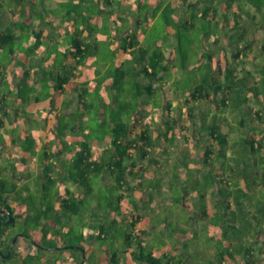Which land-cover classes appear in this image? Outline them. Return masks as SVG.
<instances>
[{"label":"trees","instance_id":"16d2710c","mask_svg":"<svg viewBox=\"0 0 264 264\" xmlns=\"http://www.w3.org/2000/svg\"><path fill=\"white\" fill-rule=\"evenodd\" d=\"M133 1L137 7L136 12H133L134 15L132 14L129 18L118 16L112 19L111 16L115 14V10L122 4L121 0H67L62 3L60 0H56L54 8L47 10L55 13L57 16L55 19L52 18L49 21L46 19L47 14L44 15L45 12L42 14L40 11H36L37 22L35 25L33 23L35 26L33 27L34 35L30 39L25 32L32 25L28 18L32 14L25 15L21 21L18 20L19 26L15 23L18 29L21 28L18 36L10 28L0 31V50L7 49V53L0 57L1 86L7 83L5 74L21 73L20 78L9 85V92L16 88V98H12L11 101L27 105L32 99L36 102L50 99L54 107L66 93L67 87L71 91H78L79 84L84 85L78 94L79 105L77 108L81 112L76 114L67 112L68 116L65 115L66 118L71 115L75 117L74 123L64 119L60 120L59 115L56 116V119L59 120L58 125H60L58 128L62 130L55 137L59 142L54 144L55 146L51 145L53 143L46 142L40 155L41 172L36 177V186L39 185L43 190V199L41 202H37L38 199L34 200V196L31 194L32 199L29 200L25 192L26 189H29L27 183L17 192L19 196L17 213L24 219L23 225L26 232L29 233L31 228L39 240V237H44L49 232L46 229L49 219L54 220L60 215L65 218V213L69 217L70 214H76L83 208L82 206L85 204L83 199H78L69 193L64 199L61 196L57 184L62 183L64 179L73 178L82 189L92 191L93 180L97 179V176L99 178L104 176V173L109 171L110 178H112L111 174H114L118 185L123 187L129 176L137 178L136 171L144 169V165L139 162L143 163V161L151 159L153 165L157 166L159 164L157 154L160 152L159 141L168 142V146L172 145L179 133L180 137L189 128L182 119L186 112L189 121L195 128L196 147L202 150V154L197 160L210 169L208 173L204 174L203 180L199 182L202 187L201 199L206 197L204 191L210 189L216 207L219 209L224 207L220 214L214 213V217L212 215L210 218L214 220L216 226H224L219 222L226 221V226L229 231H232L227 232L228 239H245L244 237L249 235L253 237V241L245 239V247H240V244L234 250L242 255L239 264H264V259H258L256 256V254H264V239H261L264 237V1L254 4L253 0H191L190 2L182 0L186 3L183 15L187 14L189 17L182 16L179 19L173 17V12L178 7L172 0ZM92 3L94 5H91ZM201 3H204L203 7H201ZM33 4L36 5V2ZM98 6L99 8H97ZM0 7H3L2 3H0ZM190 7L193 8L192 11H190ZM43 10L46 9L43 8ZM128 19L131 23H127ZM222 20L225 23L223 27L220 26ZM198 21L200 26L197 24ZM45 25L57 30L62 29V32H58L61 34L57 35L59 38L57 41L51 38L53 42L49 43L46 54H43V50L47 46V43L46 46L43 45L44 41L42 40ZM213 27L216 29L213 50H204L200 47V36L188 38L187 34L191 31L198 30L209 33ZM222 28L228 30V42L234 46L233 56H229V51L225 50L226 47L220 45ZM109 29H113L112 33L109 32ZM120 29L123 31L120 32ZM171 29L174 30L173 34L170 33ZM148 30L151 33L147 38ZM259 32L262 33L260 38ZM171 35L175 36L177 44L169 46V51H172V57H169L163 45L157 43V37L163 36L167 40H171ZM111 36L114 40L116 37L119 38L115 42V47H117L116 52L121 55L117 59L119 64L116 67L113 65L104 66L109 76L114 77L113 89L118 88L119 84L115 85L117 78L124 79L125 75H134L137 85H140L141 76H145L148 80L144 82V88L140 86L133 88L138 96L134 102L123 103L121 101L120 107L116 103H110L108 106L109 103L103 102L101 105L104 108L101 111L99 109L92 112V104L86 107V101L82 99V94L87 91L85 88L87 81L92 76L99 75V73L89 71L96 66L95 64H99L95 61L96 56H102L104 59H100L109 60L110 56L104 55L101 47L105 40H111ZM187 42L193 43L194 47L191 49L190 44L186 46ZM52 47L54 49L51 52ZM18 52L33 57V60L24 64L18 60ZM116 52L115 54H117ZM193 55H196L200 62L207 61L210 67L217 69L216 71L213 69L211 76H206L198 82L190 81L189 87L179 85L178 90L185 91V98L180 99V103L184 102L185 104L182 106L180 103L177 104V112H173V100L168 88L171 83L167 80L168 75H172L173 72L175 75L180 73L179 69H176L180 58L182 59L180 68L189 70V62L190 59H193ZM249 58H252L253 62H249L251 63L250 68H247L245 64H248ZM91 59L94 60L90 62ZM114 59L112 55L110 60ZM16 63L19 65L17 70L13 71ZM101 64L99 67H102ZM87 65L89 66L87 67ZM81 75H87V80L77 81L76 77ZM161 88L165 94L163 101L158 95V93L161 94ZM5 95L4 92L0 98V107L8 106L9 100ZM193 101L199 102V105L202 101H208L210 104H215L220 112H225L227 109L231 115L233 112V120L227 116L224 118H226V125H229L233 132L237 133L236 138L232 140L230 132L224 131L219 123L204 132L202 131L203 134H199L200 130L196 129L199 119L197 108L192 105ZM230 104L231 107L226 108ZM151 106L153 110L155 107L159 109L160 114L163 113L161 120L154 115L155 111L150 110ZM57 108L56 106L49 111L50 117ZM78 109L77 111H79ZM160 126H165V130L160 131ZM64 130L72 134L76 140H79L78 135L76 137L77 132L83 133V148L78 149L74 155V164L77 166V170L67 169L66 166L57 168L55 166L57 163L49 156L50 147L57 150L52 152L55 157L64 154V149L59 150L60 146L66 145ZM163 132L164 137H162ZM206 138L209 139V143H206ZM186 139L183 143L188 144L189 141ZM92 143L98 144L97 151L93 150ZM167 147L164 149L165 153L167 149L169 151ZM6 168H8L6 163L0 162V174L2 175L0 196L5 201L12 191L20 187L18 181H21V178L18 179L14 176L15 172L13 173L14 178L12 174L4 173ZM53 173H56L55 177ZM108 184L110 183L103 181L102 185L109 187ZM127 186L129 190H134L131 184L128 183ZM51 188H56L57 192L50 193ZM184 191L186 194L189 192L187 188ZM53 195L55 201L53 198V200H49V197H53ZM56 202L58 204L55 207ZM117 210L119 214L122 213L120 205ZM201 213L202 217L209 218L206 207ZM135 215L134 220L138 221L141 216L140 212L136 211ZM111 219H116L117 224L119 223V219L112 214ZM59 220L61 221L62 217H59ZM53 225L55 226L56 223ZM91 226L88 228V232L78 239L90 242L92 249L96 242L93 239L95 234ZM98 228L97 237L100 238L103 235L107 236L108 231H113L115 226L113 223L108 226L101 220ZM141 229L144 233L146 232L144 230H149V227L143 226ZM8 236L6 246L4 248L0 246V250L4 252H7L12 241L11 235L8 234ZM125 236L128 248L133 246L132 254H147L148 260L159 264L160 261L152 256L155 252L147 251L145 247L149 243V235L147 237L139 236L137 243L133 241L132 235L129 233ZM41 242L56 244L51 241ZM25 244L28 246V241ZM234 244H236L234 241H229L225 247L217 249L221 260L228 262L231 258L233 263L237 262L238 264L240 256L233 255V251H231ZM83 245L87 247L85 244ZM179 246L178 244L177 247ZM256 246H258L257 253ZM183 248H188V244H185ZM22 250L28 252L29 249L26 247ZM128 252L130 251H124V253ZM112 253L109 252V254ZM167 253L169 251L162 252L164 255ZM114 254L111 257H108L107 253L99 256L102 259L108 257L107 264L122 263L121 257L117 258L116 256L115 258ZM58 259L59 257L55 256L46 263L53 264ZM133 259L138 260L139 258L136 256ZM225 261L224 264H228ZM46 263L44 258H33L26 254L20 258L18 264Z\"/></svg>","mask_w":264,"mask_h":264},{"label":"rangeland","instance_id":"374dc122","mask_svg":"<svg viewBox=\"0 0 264 264\" xmlns=\"http://www.w3.org/2000/svg\"><path fill=\"white\" fill-rule=\"evenodd\" d=\"M67 0H60V2H66ZM258 1H264V0H253L254 4L259 3ZM33 2H36V5H32ZM47 2V4H46ZM0 3L3 4V7L0 8V31L3 29L11 28V26L6 25V23L9 22V9H13V12H16L15 21L17 25L19 26V21L23 19L25 15H30L28 18H30L32 25L27 28L25 34L27 36L32 37L34 35L33 32V23L34 25L37 22V19L35 18L36 11L45 12L44 15H46L47 20H51L52 18H56L57 16L55 13H52L51 11H47L50 8L47 7L49 4H53L52 6H55L56 2L55 0H0ZM91 5H94L93 3ZM32 7V9H30ZM43 8L46 10L44 11ZM99 8V6L97 7ZM43 14V13H42ZM144 16V13H142ZM134 15V14H133ZM97 20V18H96ZM39 21V20H38ZM129 19L127 20V23H129ZM131 23V22H130ZM12 24V21L10 22ZM6 25V26H5ZM22 27V26H21ZM49 28L45 25V30L50 29L57 32H62V29L57 30L56 28ZM18 29V28H17ZM125 30V28H123ZM123 29H120V32L123 31ZM115 30V29H114ZM12 31V29H11ZM21 32V28L19 29ZM113 29H109V32L112 33ZM151 31L148 30L146 33V37L150 36ZM49 35L47 39V43L53 42L51 38H54V40L59 39L57 35ZM59 34V33H58ZM61 34V33H60ZM188 38L196 37V36H202V32L195 30L191 31L188 34ZM54 36V37H53ZM110 37L109 35H107ZM259 38L262 36V33H258ZM101 39V38H100ZM26 38L24 39V41ZM116 40H119L118 37L114 40V38L111 36V40L104 41L102 43V53L106 56H112L115 58L114 60L105 59L101 56H96V62H99L102 67H99V64H95L96 66L93 67V69H90V72L93 73H99V75L92 76L88 81L86 85L87 91L82 94V99L86 101V107L87 105L90 106L92 104V112H96L100 109H103L104 107L101 105L103 102L109 103H116L118 106L119 103L122 101L123 103L129 102V101H135L138 99L137 93L133 90L137 86H140L141 88H144V82H138L140 85L135 84V77L134 75H125L123 78H117V83L115 85H118V88L113 89L112 83L114 81V77H110L104 66H112L113 67L118 64L117 59L119 58L118 54L119 52H116L117 47H115ZM157 37V41H158ZM55 41V42H56ZM46 42L43 43V45L46 46ZM177 43L175 42L174 45ZM190 43H185L186 46H188ZM164 47H166V44H163ZM191 49L194 47V44H190ZM54 47L51 48V52L53 51ZM113 49V50H112ZM115 52L117 54H115ZM7 53V49L0 50V57L4 56ZM168 55H170V51H167ZM218 53V52H216ZM102 54V55H103ZM103 55V56H104ZM230 55V54H229ZM105 56V57H106ZM117 57V58H116ZM103 58V59H100ZM108 58V57H107ZM231 58V57H230ZM94 59H91L93 61ZM205 60V59H204ZM20 61V60H19ZM102 61V62H100ZM232 61V60H231ZM250 62H253L252 58H249ZM216 65V61L214 62ZM180 64H182V59L180 58L177 68L179 69L180 73L173 72L172 75H168V82L171 84L168 85V87H173L174 91L171 92L172 95L178 99H184L185 91L178 90V86L182 85L183 87H189L190 81L191 82H198L200 79L205 78L206 76H211L213 73V69L209 66V63L207 61H201L196 55H193V59H190L189 62V70H182L180 68ZM16 66L19 65V63L15 64ZM247 68H250V63L245 64ZM98 66V67H97ZM214 67V66H213ZM173 71V70H171ZM252 74H254L252 72ZM101 81V83H99ZM9 85L10 82H7L4 86L0 87L1 92L9 93ZM110 85V86H109ZM165 85V84H162ZM84 85L82 83L79 84L78 91H74V95L76 96V101L78 104V94ZM112 88V89H111ZM184 89V88H183ZM142 90V89H141ZM161 94L158 93L159 98L163 99L165 98V94L163 92V89L161 88ZM163 92V93H162ZM170 94V89H169ZM156 95V96H158ZM9 101L10 98L8 99ZM193 101L192 105H194L197 109V116L199 119V123L196 125V129L199 131V134H203L202 131L208 130L210 127L215 126L217 123L222 125L227 132H230V136L232 140H234L237 136V133L233 132L232 128L229 125H226V118L227 116L230 120H233V112L232 115L230 114L229 109H227L225 112H220L217 109H213V103H209L208 101H202L201 105H199V102ZM17 103V102H16ZM115 104V105H116ZM185 104L184 102L180 103V106ZM13 105V103H11ZM83 106V105H81ZM107 106V107H108ZM117 106V105H116ZM201 106V109H200ZM120 107V106H119ZM178 105H174L173 112H175L178 108ZM231 104L228 105L226 108H230ZM51 109L49 108H39L36 113H31L28 105L23 106L20 114L18 115L17 119L18 122H16L15 127L20 131L21 128L24 129V134L19 135V142L22 145H25L27 147L30 146V154H32L34 149V144L36 142H49L53 143L51 145L55 146L59 140L55 139V137L62 132L60 125H58L59 120L55 119L56 114H53L51 117L49 116V111ZM75 110L71 113H79L81 112ZM150 110L153 112L155 111L156 114H154L156 117L161 120L163 117L159 109H156L151 106ZM203 112H202V111ZM57 111V110H56ZM55 112V110H54ZM66 112V113H65ZM177 112V111H176ZM62 112H59L60 120H68L70 123H74L75 117L69 116L66 118L65 115H67V111L64 110ZM68 116V115H67ZM162 116V117H161ZM48 119V121H46ZM183 121L188 124V129L186 132L182 133V136H177V139H175V143L168 146V142L159 141V149L160 152L157 154L158 160L160 164L157 166H154L151 162V159L145 160L142 162H139L141 165H144L143 170H138L135 173V176L137 178H130L129 176L124 184V186H119L116 177L114 174H111L110 178V172L106 171L104 173V176L100 177L97 176V179L93 180V189L92 191H89L87 189H80L79 195L77 198L83 199L85 201V204H83V208H81L79 214L71 218L72 214L68 217L65 213V218L63 215H60L59 217H62V220H59V217L57 216L54 220L48 223L46 226V229L49 230L48 237L53 238L55 240L54 233H57L59 231L60 235L68 236L72 234H77L82 232V234H86L88 232V228L91 226L93 228L94 234L96 235V246L95 248L91 249V246L88 241H83L82 243L85 244L87 249L90 250L88 254L86 255L84 261V264H107L106 259L108 257H111L113 253H115V258L121 257L122 263L120 264H129L131 262V258L136 257V255L140 254H132L131 250L133 249V246L128 248V245L126 244L125 234L128 233L132 235L133 241H137L139 236L147 237L149 235V243L145 245L147 251H154L155 254L154 257L157 258L160 262L164 261V254L162 252L169 251L170 256H173L175 258L174 264H224V261L220 259V255L217 254V249L225 247L227 242L234 241L236 244L233 245L231 251H233V255L237 256L239 255L238 251L236 250L238 247L237 245H240V247H245L246 241L245 239L249 241H253V237L250 235L243 238H230L228 239L226 237L227 232L229 231V228L226 226V221H221L219 223H223L224 226H216L214 224V220L210 217H214V213L221 212V209L224 208L223 206L221 209L219 207H216L215 201H213V197L211 196L210 189H206L204 192L206 193V197L201 199L200 193L202 192V187L199 185V182H201L204 178V174L208 173L210 169L203 166V164L199 162L198 157L201 156V148L196 147V142L194 143L193 140H187L186 138H193V125L189 121V117L187 116V113L185 112V115L182 116ZM30 121H32V124H30ZM52 121V122H51ZM22 124V125H21ZM73 125V124H70ZM164 125V124H162ZM192 127V128H191ZM160 131L165 130V126H160ZM179 131V130H178ZM27 132V139L25 138V133ZM64 134V141H65V156L64 154L55 157L53 152V147H50L49 149V156L53 159L54 162L58 163V165L66 166L68 169H76L77 166L74 164L75 157L77 149L83 148V142L82 139L76 140L73 138L72 134L68 133L67 131H63ZM3 137H5V133H3ZM83 135V133H81ZM156 136V133H155ZM75 137V134H74ZM77 137V134H76ZM164 137V132L163 136ZM189 141L188 144L183 143L185 139ZM73 138V140H72ZM63 140V139H62ZM174 140V139H173ZM206 143H209V139L206 138ZM61 142V141H60ZM204 143V142H200ZM55 144V145H54ZM93 147V150L95 149L97 151L98 144L92 143L91 145ZM168 146V147H167ZM169 148V151L167 149V152L165 153L164 149ZM70 149H72L70 151ZM43 146H37L35 148V151L33 155H31L32 160L40 161V155L43 152ZM23 155V152L21 153ZM52 154V155H51ZM69 154L70 156H67ZM8 154H4L3 158H5V163L8 166L4 170V173L11 174L12 169L9 165L10 157L7 156ZM26 155H23L21 157V160L19 161V173H21L22 177V170L23 168L20 167V165L26 164L24 163L26 161V158L24 157ZM68 157V158H67ZM64 159H67L66 162H64ZM29 159H27V163ZM177 160V161H176ZM29 164V163H28ZM36 165V162H35ZM37 166V165H36ZM40 166H38L39 169ZM32 169V168H31ZM37 170V168H36ZM37 171L31 172L29 175H26V180L24 178L19 183V188L22 189V186L24 184L29 185V189L25 190V192L28 195L29 200L31 198V194L34 196V200L38 199L37 202H41L43 190L38 186H36L37 178L33 177V173H36ZM19 173L17 174L19 176ZM24 175V173H23ZM95 177L96 175L93 174ZM17 176V177H18ZM53 176H56V173H53ZM58 180V179H57ZM105 183H110L107 185H102L103 181ZM59 181V180H58ZM47 182V181H46ZM59 183V182H58ZM131 184L134 187V190L131 191L128 189L127 184ZM59 187V192L64 193L65 188L67 186L73 187V184L65 185V188L63 187V191L61 188V184H57ZM187 188V194L184 193V189ZM50 190V189H48ZM50 193H56V188H51ZM67 194V193H66ZM49 197V196H48ZM55 201L54 195L53 197L50 196L49 200ZM175 200V202H172V200ZM11 202L13 200V197L10 198ZM212 201V204H211ZM172 203H174L172 205ZM57 202L54 205L57 206ZM118 205L121 206L122 213H118ZM172 205V206H171ZM169 207L171 209H174L175 213H171V211H164L163 208ZM207 208L210 221L209 226V233L206 231V229H201V225L203 222V217L198 218L195 220L196 222H192L189 219V215L192 214L194 211L197 213H201L202 210ZM136 211L140 212V219L138 221L134 220V217H136ZM110 214V215H108ZM111 214L114 215L116 218L119 216V223L117 224V220L111 219ZM125 215L124 220L127 222L125 224L122 223V217ZM211 215V216H210ZM199 217V216H198ZM23 218V217H21ZM103 220V223H107L108 226H110V223H113L115 228L113 231H108L107 236H102L97 239L98 235V227L96 225L99 224V222ZM69 222V225H68ZM134 222V223H133ZM136 222V223H135ZM54 223H57V225H53ZM65 223V224H64ZM208 223V222H207ZM80 227H77V225ZM146 226L144 233H142V227ZM194 226V227H192ZM207 226V225H206ZM71 228V229H70ZM188 228V230H187ZM193 228V229H192ZM31 229V228H30ZM186 229V230H184ZM231 231V230H230ZM230 231L228 233H230ZM179 233V235L177 234ZM232 232V231H231ZM74 236V235H73ZM73 239H76V236L73 237ZM261 239H264V237H261ZM137 243V242H136ZM224 243V244H223ZM25 244V243H24ZM178 244L181 246L177 247ZM185 244H188V248H183ZM20 245L22 246L23 243L20 242ZM95 246V245H94ZM237 247V248H236ZM135 248V247H134ZM256 253L258 251V246H256ZM161 249V251H160ZM124 251H130L128 253H124ZM109 252H113L112 254H109ZM137 252V251H136ZM107 253L106 259H102L99 255ZM118 253V254H117ZM183 253V254H182ZM125 254L127 257H125ZM132 254V257L129 255ZM80 257V254H78ZM147 255V254H144ZM103 256V255H102ZM130 256V257H128ZM134 256V257H133ZM240 259L238 261L241 262L242 255H239ZM256 256L259 258L264 259V254H256ZM124 257V259H123ZM53 258V257H52ZM50 257V260H52ZM182 258V260H180ZM120 259V261H121ZM83 260V259H82ZM189 260V262L187 261ZM125 261V262H124ZM170 261V260H168ZM223 261V262H222ZM237 264L233 263L232 259L229 258V261H225V263L230 264ZM173 264V263H172Z\"/></svg>","mask_w":264,"mask_h":264},{"label":"crops","instance_id":"0c3cea01","mask_svg":"<svg viewBox=\"0 0 264 264\" xmlns=\"http://www.w3.org/2000/svg\"><path fill=\"white\" fill-rule=\"evenodd\" d=\"M121 1H122L121 6L118 7L116 10L114 9L115 10V14H113L111 16L112 19H115V17H118V16H124V17H128L129 18L133 14V12H136V10H137L136 8L137 7H136V5H135L133 0H121ZM151 1L154 2L156 0H151ZM190 1L191 0H188V2H190ZM55 2H56V0H55ZM172 2L174 4H176L177 7H178L173 12V17L174 18H178L179 19L182 16H188L187 14L183 15V9L186 6V3L184 1H182V0H172ZM46 4H47V2H46ZM52 5L53 4H49L47 7L54 8V6H52ZM203 6H204V3H201V7H203ZM0 8H2V7H0ZM109 8H111V7H108V9ZM189 9H190V11L193 10L192 7H190ZM9 10H10L9 11V19L10 20H9L8 23H6V25L11 26L10 29H12L14 34L18 36L20 31H19V29H17V26H15V23H16V21H15L16 12H13L14 11L13 9H9ZM196 11L199 12L198 9H196ZM99 18H100V20L102 22V19H101L102 17L100 16ZM11 21H12V24H10ZM223 22L224 21L222 20L221 23H220L221 27H223V24H225ZM197 24H198V26H200V22L199 21L197 22ZM3 30H5V29H3ZM206 32H202L200 47H202L204 50H213L215 48L214 41H215V38H216V29L213 27V28H211L209 30V33H206ZM51 33H53L54 35H60V33L58 34V32L55 31V30L46 29V30H44V33H43V36H42V40L44 42H46L48 37H49V35H52ZM170 33L173 34L174 30L171 29ZM227 33H228V30H226L225 28H222V31L220 32V39H221L220 45H223L224 47H226L225 50L229 51V54H230L229 56H233L234 46H233V44H230L228 42V40H229L228 37L229 36L227 35ZM158 39H159L157 41L158 44H160V45L166 44V47L163 46L166 54H168L167 51L169 50V46L174 45V43L176 42L175 36H173V35H171V40H167L163 36L159 37ZM144 42H146V41H144ZM49 43H47V46L44 48L45 50H43L44 51L43 54H46V51H47L48 46H49ZM120 56L121 55H119V57ZM168 56L172 57V51L170 52V55H168ZM17 58H18V60L22 61L24 64H28V63H30V61L33 60V57L26 56V55L21 54L19 52L17 53ZM248 62H250V61H248ZM118 64H119V61H118ZM88 66L89 65H87V67ZM16 70H17V66L14 65V70L13 71H16ZM5 75H6V82L13 83V82H16V80L20 78L21 73H16V72L11 73L10 72V73H7ZM87 78H88L87 75H81V76H77L76 80L79 81V82H83V81L87 80ZM147 80L148 79H146L145 76H141L139 81H141V82L145 81L146 82ZM0 87H2L1 86V79H0ZM168 88L170 89V96H171V99L173 100V106L179 104L180 103V98L176 99L171 93V92L174 91L173 87H168ZM3 93L4 92H0V98H1ZM15 93H16V88H13L12 92L6 93L5 97L7 99L10 98V100L12 98L14 99V98H16V94ZM77 94H79V93L77 92ZM11 103H13V105H11ZM76 104H77V101H76V96L74 95V91H71L67 87L66 93L57 102L56 106L58 108H57V111L54 112V114H56V116H57V115H59V112L63 113L64 110H66L67 112L71 113V112H73V111L78 109ZM7 105L8 106H6V107L5 106L4 107H0V138H1L2 144H3V150H2L1 155H0L1 156V160H2L1 163L3 164L5 162V160H4L5 158H3L4 154H8L7 156L10 157L9 162H11V159L15 156L14 153L16 151L19 152V161L21 160V157H23V155H26L24 157L26 158V161H27V159H29L28 160L29 164L25 161L24 163H26V164L22 163L20 165V167L23 168L22 174L24 173V175H22V177H21V181H22L23 178H24V180H26L28 178V177L26 178V175H29L31 172L36 171V168H37V166L35 165L36 160L35 159L34 160L30 159V158H32L31 157L32 154H30V152L28 151L29 146L27 145V147H26L25 145H22L19 142V135L24 134V129L21 128V130L19 131L17 129V127H15L16 122H18L17 117L20 114V111H21L22 107L26 106V105H21L18 102L16 103V102H13V101H9V103L7 102ZM27 105H28V108H29L31 113H36L39 108L53 109L54 107H56V106H54V107L52 106V104L50 102V99H46V100H43L41 102H36L34 99H32L31 102L29 104H27ZM212 107H213V109H217V107L215 105H213ZM200 109H201V106H200ZM183 110L185 111L186 108L184 107ZM55 119H56V117H55ZM46 121H48V119ZM30 124H32V121H30ZM222 129L224 131H226V129L223 126H222ZM193 132L194 133L192 135L193 136L192 140L195 143L196 142V139H195L196 138L195 137V128H193ZM3 133H5V135H6L5 137H3V135H4ZM77 135H78L79 139H83V135H81V132H79V133L77 132ZM26 137H27V132L25 133V138ZM45 143L46 142L38 141L35 144V148L37 146H44ZM23 148L25 150H23ZM13 149H15V150L13 151ZM22 152H23V155L21 154ZM67 156H70V155L67 154ZM159 164H160V162H159ZM34 174L35 173H33V175ZM19 183H20V181H19ZM117 218L119 219V216ZM33 233H35V231H33Z\"/></svg>","mask_w":264,"mask_h":264},{"label":"flooded vegetation","instance_id":"af4514ba","mask_svg":"<svg viewBox=\"0 0 264 264\" xmlns=\"http://www.w3.org/2000/svg\"><path fill=\"white\" fill-rule=\"evenodd\" d=\"M64 148L65 147L60 146L59 150H63ZM2 150H3V144H2V140L0 138V155H1ZM14 150L15 149H13V151ZM23 150H25V149L23 148ZM28 150H30V146H29ZM34 151H35V144H34V149H33L32 155H33ZM54 151L56 152L57 150H54ZM14 154H15V156L11 159L12 163L10 165V168L12 169L11 174L13 177V173L15 172L14 176H16V178L19 179V178H21L20 177L21 173H19V171H18L19 170V152L16 151ZM1 161L2 160H1V156H0V162ZM66 161H67V159H64V162H66ZM36 162H37L36 163V165H37L36 171L37 172L33 175L34 177H37L38 174L41 172L40 167L38 169V166L41 165L39 160ZM55 166H57V168L61 167V165H58V163ZM61 172H62V170H61ZM18 173H19V176L17 175ZM1 179H2V175L0 174V180ZM60 184H61L60 186L62 187V191H63V187L65 188V185L73 184V187H71L72 185L67 186V188L64 189L65 192L60 193L61 196H63V199L66 196V193H69V195H72V196L74 195L76 197L80 196L79 191H80V189H82V187H80L78 185V182H75V180L73 178L64 179L63 182ZM18 185H19V181H18ZM19 190H20V188L17 187L16 190L12 191V193H10V196L7 198L6 201L4 200V198L2 196H0V228H1L0 229V246L3 248L6 246V244L8 243V239H9L8 234L11 235L12 240L15 236L17 237L14 242L13 241L10 242V245L7 249V252L0 250V264H18L20 258L25 256L26 254L33 256V258H37V257L44 258L45 263L49 260L50 257L54 258L55 256H57V257H59V259H58V261H56L53 264H68V263L69 264H79L83 259V249H85L86 255L89 252V249H87L83 245V243H82L83 240L78 239V238L83 237L82 232L69 235V237L68 236L65 237L63 235H60L59 231H57V233H54V234H56L54 236L55 240H53V238H49L48 234L45 235L44 237L43 236L39 237V240H37L36 234L33 233V230H31V229L29 230V233H32L31 235L26 232L25 226L23 225L24 219L21 218L17 213L18 207H19V205H18L19 204V196H18L17 192ZM184 193H185V191H184ZM11 196L13 197L12 202L10 200ZM171 200H172V202L176 201V199L175 200L171 199ZM173 204L174 203H172V205ZM163 209H164V211H171L172 214L175 213L174 209H171L169 207H165ZM7 211H9L11 214V220H10V215L7 213ZM78 214H79V212L76 214H72L71 218L76 217ZM201 214L202 213H197L196 211H194L192 214L189 215L190 221L196 222L195 220L202 217ZM124 218H125V215L122 217V223L123 224L127 223L124 220ZM51 221L52 220L49 219L48 223ZM203 222L204 223L201 225L200 228L201 229L205 228L206 231H208L209 226H210V218H204L203 217ZM56 225H57V223H56ZM81 225H83V224H80L79 226L77 225V227H80ZM96 227H98V225H96ZM192 227H194V226H192ZM208 233H209V231H208ZM177 234L179 235L178 232H177ZM75 236H76V239H73V237H75ZM95 236L93 237V239H95V242H96ZM97 239H98V237H97ZM26 241H28V246L26 244L24 245V243ZM41 241H51V242H56V244H51V243L46 244V243H42ZM20 242L23 243L22 249L28 247V249H29L28 252H25L21 249ZM73 242H75V243H73ZM89 244H90V242H89ZM95 247H97L96 243H95L94 248ZM78 254H80V257H78L79 256ZM129 255L132 257V254H129ZM153 255L154 254H152V256ZM130 256H128V257H130ZM136 256L139 259L135 260V259L130 257L132 260L129 264H155V262L148 260V258L144 254L143 255L140 254V255H136ZM125 257H127L126 254H125ZM164 258H166V259L169 258L170 261L164 259V261L159 262V264H172L175 260V258L173 256H170V254H165ZM123 259H124V257H123ZM187 261L189 262V260H187Z\"/></svg>","mask_w":264,"mask_h":264},{"label":"water","instance_id":"95a60500","mask_svg":"<svg viewBox=\"0 0 264 264\" xmlns=\"http://www.w3.org/2000/svg\"><path fill=\"white\" fill-rule=\"evenodd\" d=\"M7 213L10 215V220H11V214L9 211H7ZM16 236L13 238V242L16 240ZM86 255H85V249H83V260L79 263V264H82L84 262V259H85Z\"/></svg>","mask_w":264,"mask_h":264}]
</instances>
